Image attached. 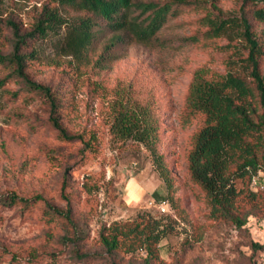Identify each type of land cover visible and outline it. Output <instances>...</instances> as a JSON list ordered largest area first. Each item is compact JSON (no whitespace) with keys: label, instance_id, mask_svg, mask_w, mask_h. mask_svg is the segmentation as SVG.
Masks as SVG:
<instances>
[{"label":"trees","instance_id":"16d2710c","mask_svg":"<svg viewBox=\"0 0 264 264\" xmlns=\"http://www.w3.org/2000/svg\"><path fill=\"white\" fill-rule=\"evenodd\" d=\"M233 1L238 8L237 16L231 17L212 10H216V0H211L212 7L202 0H58L61 8L75 15L64 17L56 9L44 8L26 32L15 21L4 24L0 19V32L6 26L12 32L10 50L0 52V88L8 81H20L24 93L45 101L49 121L62 141L80 142L85 151H93L97 147L94 134L86 138V133H71L61 123L62 114L70 113L72 92L65 88L63 95L62 90L34 81L28 71L31 65L42 62L36 48L40 40L63 30L59 49L62 56L70 58L78 79L87 72L97 75L110 70L134 45L149 52L157 72L169 75L176 59L190 47L218 39L236 42L237 57L222 63L225 73L205 68L194 72L177 121L181 128L199 121L185 152L186 178L196 190L195 197L206 202L211 220L241 227L262 195L251 182L264 169V32L260 29L264 25V0ZM198 11L202 15L194 22L181 20L183 14ZM188 25H195V29L186 33ZM88 86L90 95L108 101L114 141L135 142L149 150L165 184L163 200L170 207L169 212L158 211L159 216L140 211L130 220L102 225L98 242L107 253L144 252L147 262L156 261L159 243L174 233L177 222L190 223L183 203L174 195L172 172L158 151L170 110L158 86L144 73H138L127 85L118 82L112 89L91 81ZM40 201L39 195H0L3 208L32 211ZM64 201V208L45 205L41 218L49 227L64 228V240L74 242L82 231L73 219L70 200ZM261 202L264 204V198ZM252 246L263 249L258 244ZM88 257L76 255L79 260Z\"/></svg>","mask_w":264,"mask_h":264},{"label":"rangeland","instance_id":"374dc122","mask_svg":"<svg viewBox=\"0 0 264 264\" xmlns=\"http://www.w3.org/2000/svg\"><path fill=\"white\" fill-rule=\"evenodd\" d=\"M202 1L212 7L211 0ZM216 1L213 11L224 17L237 16V2ZM44 8L56 9L64 17L75 15L61 8L58 0H0V19L4 24L13 20L26 32ZM201 15L199 11L187 12L181 20L194 22ZM190 29L195 25L186 26L185 32ZM260 29L264 32V25ZM62 32L58 30L36 44L42 62L28 71L34 81L62 90L63 95L65 88L72 92L70 113L62 114L61 123L71 133H86V138L94 134L97 147L85 151L80 142L62 141L49 121L45 101L24 93L20 81H8L0 88V195L42 198L32 211L0 206V264H264V169L256 175L263 188L255 191L262 195L244 225L211 220L208 205L195 197L196 190L186 178L185 152L199 121L188 128H181L177 121L194 72L205 68L225 73L222 63L237 57L236 42L218 39L190 47L176 59L169 75L157 72L149 52L134 45L110 70L97 75L87 72L78 79L70 58L61 55ZM11 41L12 32L6 26L0 32V52L7 53ZM138 73L146 74L158 86L170 110L158 151L172 172L174 195L183 203L190 222L178 221L174 233L159 243L157 260L148 262L144 252L107 253L98 242V232L102 225L130 220L140 211L159 216L148 203L164 199L165 184L144 145L114 141L108 101L90 95L88 86L91 81L112 89L118 82L127 85ZM236 186L242 187L240 181ZM64 198L70 200L73 219L82 231L74 242L64 240V228L49 227L41 218L45 205L64 208ZM253 244L263 249H255ZM77 254L89 257L79 260Z\"/></svg>","mask_w":264,"mask_h":264},{"label":"built area","instance_id":"2783aa9c","mask_svg":"<svg viewBox=\"0 0 264 264\" xmlns=\"http://www.w3.org/2000/svg\"><path fill=\"white\" fill-rule=\"evenodd\" d=\"M251 184H252V187L254 188H257V187L263 188L262 185L258 184V181L256 178L252 179ZM148 204L149 206L154 207L157 211H160L161 213H166L170 211L169 203L166 200H152V201H149Z\"/></svg>","mask_w":264,"mask_h":264}]
</instances>
